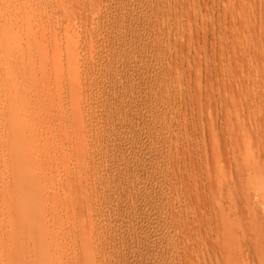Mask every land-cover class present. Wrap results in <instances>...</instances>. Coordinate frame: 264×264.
I'll list each match as a JSON object with an SVG mask.
<instances>
[{
  "label": "rangeland",
  "instance_id": "1",
  "mask_svg": "<svg viewBox=\"0 0 264 264\" xmlns=\"http://www.w3.org/2000/svg\"><path fill=\"white\" fill-rule=\"evenodd\" d=\"M263 130L264 0H0V264H251Z\"/></svg>",
  "mask_w": 264,
  "mask_h": 264
},
{
  "label": "bare ground",
  "instance_id": "2",
  "mask_svg": "<svg viewBox=\"0 0 264 264\" xmlns=\"http://www.w3.org/2000/svg\"><path fill=\"white\" fill-rule=\"evenodd\" d=\"M242 3V2H241ZM243 5V4H242ZM20 86V85H19ZM263 105V104H262ZM248 125V124H247ZM228 126V125H227ZM259 126H261V125H259ZM234 128V127H233ZM258 129H260L259 127H257ZM262 128H263V126H262ZM254 129V128H253ZM257 129V130H258ZM260 131V130H259ZM264 131V130H263ZM261 136V135H260ZM26 138V137H25ZM28 140V139H27ZM29 144H30V142H29ZM259 144V143H258ZM22 145H23V143H22ZM27 145V144H26ZM31 147V146H30ZM30 147H28V148H30ZM263 147V146H262ZM26 148H27V146H26ZM264 148V147H263ZM258 149V148H257ZM28 151H30V150H28ZM262 151V150H261ZM256 152V151H255ZM263 152H264V150H263ZM253 153H254V151H253ZM259 154H260V152H258ZM251 154V153H250ZM29 155V154H28ZM252 156H254L255 157V155H252ZM259 156V155H258ZM262 156H264V155H261V157ZM253 157V158H254ZM256 157H257V155H256ZM255 159V158H254ZM253 161V160H252ZM255 162H257V161H255ZM252 166H253V164H251ZM220 166V165H219ZM255 169H254V171H256V174H255V176H254V178H255V181H256V184H254V185H256V187L253 189V193L251 192V193H249V190H248V193L249 194H247V193H244L243 192V197H242V199L241 198H239V199H241V200H239L238 198H237V202H239L238 204L236 203V204H234L236 207H239L240 205L242 206V208L243 209H241L240 208V210H245V207H243V204L244 205H246L247 206V201H251V202H253V200H254V204L256 205H252V204H250V203H248V205L250 206V205H252V207L250 206H247V210H245L246 212H249V214H248V216L247 217H249L248 218V220L247 221H249V219H250V221L248 222L249 223V226L253 229L254 227H255V229L257 230V231H254L255 233L254 234H252V236H251V234L249 235V237L252 239V240H249L250 242H253V244H254V242H255V244H258V247H257V249H260V257L258 256V258L257 257H255V256H253V257H255L256 259H258V261H257V263L259 264H264V253H262L261 252V250L263 251V249H264V165H262V164H260L259 162L258 163H256L255 165ZM250 167V166H249ZM218 168V167H217ZM240 169V168H239ZM253 169V168H252ZM241 172V171H240ZM244 172H246V171H244ZM254 173V172H253ZM239 174V173H238ZM249 174V173H248ZM241 176V175H240ZM232 177V176H231ZM253 177V176H252ZM245 178V177H244ZM253 178V179H254ZM257 179H258V181H257ZM253 181V180H252ZM257 182H260V183H262V184H260V185H258V183ZM254 183V182H253ZM222 184V183H221ZM236 185V184H235ZM258 185V186H257ZM228 186V185H227ZM232 186V185H231ZM246 186H247V184H246ZM229 188H230V186H229ZM232 188H233V186H232ZM246 188V187H245ZM228 190V189H227ZM232 190V189H231ZM230 190V191H231ZM252 190V189H251ZM250 190V191H251ZM221 191V190H220ZM230 191H228V192H230ZM244 191V190H243ZM208 192V191H207ZM241 192V191H240ZM239 192V193H240ZM19 193V192H18ZM233 193V192H232ZM223 194V193H222ZM231 194V193H230ZM242 194V193H241ZM240 194H238L237 196H239ZM233 197H235L234 195H232ZM231 196V197H232ZM236 196V197H237ZM242 196V195H241ZM240 196V197H241ZM20 197V196H19ZM230 197V198H231ZM235 197V198H236ZM1 198V197H0ZM253 199V200H252ZM218 201V200H217ZM232 202H234V200L232 201ZM247 202V203H246ZM222 203V202H221ZM229 203V202H228ZM254 206V207H253ZM7 207V206H6ZM235 208V207H234ZM251 208V209H250ZM5 209V208H4ZM216 209H217V207H216ZM237 209V208H236ZM262 211V213H263V215L261 214H259V213H261L260 211ZM233 211V210H232ZM237 213V212H236ZM240 213V212H239ZM238 214V213H237ZM237 214H235V215H237ZM244 214V213H243ZM231 215V214H230ZM240 215H242L241 213H240ZM239 215V217H241ZM258 215H260V216H258ZM242 216H244V215H242ZM232 218H234V217H232ZM227 219V218H226ZM235 219V218H234ZM231 220V219H230ZM242 221V220H241ZM246 221V220H245ZM244 220L242 221V223L243 222H245ZM236 222V221H235ZM217 223V222H216ZM233 223V222H232ZM247 223V224H248ZM235 224V223H234ZM244 224V223H243ZM242 224V225H243ZM245 224H246V222H245ZM251 224V225H250ZM23 225V224H22ZM228 225H230V224H228ZM239 225H241V223H239ZM234 226V225H233ZM236 226V225H235ZM245 226V225H244ZM20 228H22L21 226H19ZM230 227V226H229ZM238 227H240V226H238ZM249 227V228H250ZM233 228V227H232ZM232 228H231V230H232ZM236 228V227H235ZM250 228V229H251ZM244 229H245V227H244ZM20 230H22V229H20ZM20 230H19V232H20ZM24 230H25V226H24ZM248 230V229H247ZM23 231V230H22ZM253 231L252 230H250L249 232H252L253 233ZM18 232V233H19ZM245 232V231H244ZM242 236V235H241ZM14 237H15V235H14ZM13 237V238H14ZM23 237V236H22ZM247 237V236H246ZM4 238V237H3ZM11 238V237H10ZM12 238V239H13ZM249 238V239H250ZM15 239H17V238H15ZM2 240V239H1ZM0 240V242L2 243V242H4V241H1ZM245 240V239H244ZM17 241V240H16ZM13 242V241H12ZM256 242H259V243H256ZM243 243V242H242ZM248 243V242H247ZM3 244V243H2ZM2 244H1V246H2ZM252 244V243H251ZM252 244V245H253ZM4 246H5V242H4ZM4 246H2V247H4ZM18 246V245H17ZM239 246V245H238ZM257 246V245H256ZM8 247V246H7ZM6 247V248H7ZM240 247V246H239ZM1 248V247H0ZM4 249V248H3ZM231 250L232 249H230V253H231ZM234 251V250H233ZM238 252L239 254L241 253L240 252V250L238 249V250H235V252ZM258 251V250H257ZM17 252V251H16ZM235 252H233L234 254H235ZM244 252V251H243ZM259 252V251H258ZM237 253V254H238ZM245 253V252H244ZM250 253V252H249ZM249 253H247V251H246V256H243V255H237L238 256V259H241L242 257H240V256H243V258H249ZM243 254V253H242ZM251 254V253H250ZM262 254V255H261ZM227 255H229V254H227ZM231 255H232V253H231ZM236 255V254H235ZM234 255V256H235ZM252 255H254V254H252ZM233 256V255H232ZM263 256V257H262ZM252 256H251V258H253ZM242 258V262H245L246 260H248L247 262H249V259H245V261H244V259ZM254 258V259H255ZM4 259V258H3ZM237 259V260H238ZM254 259H252L254 262L253 263H255V260ZM234 260V259H233ZM251 260V259H250ZM252 260H251V264H252ZM230 261V260H229ZM3 262V261H2ZM219 262V261H218ZM217 262V264H220V263H218ZM223 262V261H222ZM232 262H234V261H232ZM236 262V261H235ZM234 262V263H235ZM238 262V264H241L242 262H240L239 263V261H237ZM226 263V262H225ZM230 263V262H229ZM256 263V264H257ZM227 264H228V262H227ZM243 264V263H242ZM245 264V263H244ZM246 264H248V263H246Z\"/></svg>",
  "mask_w": 264,
  "mask_h": 264
}]
</instances>
